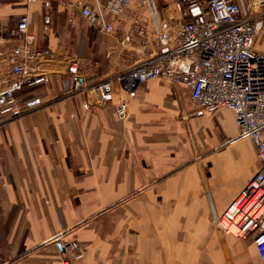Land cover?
Instances as JSON below:
<instances>
[{"label":"crops","instance_id":"obj_1","mask_svg":"<svg viewBox=\"0 0 264 264\" xmlns=\"http://www.w3.org/2000/svg\"><path fill=\"white\" fill-rule=\"evenodd\" d=\"M172 1L155 0L161 19L178 20L172 5L164 10ZM95 2L106 0H0L2 50L27 14L35 49L50 58L42 66L48 82L16 91L24 108L33 98L40 105L16 119L0 113V264H259L251 236L222 235L214 223L259 168L232 111H201L186 87L164 79L131 93L115 83L112 104L72 92L71 60L90 87L156 54L139 0L128 22L106 15L110 36L76 6ZM143 18L149 44L134 36L122 49L120 37ZM253 48L264 51V31ZM123 101L127 117L119 120L114 106ZM121 201L123 209L105 207ZM73 241L80 259L65 250Z\"/></svg>","mask_w":264,"mask_h":264},{"label":"built area","instance_id":"obj_2","mask_svg":"<svg viewBox=\"0 0 264 264\" xmlns=\"http://www.w3.org/2000/svg\"><path fill=\"white\" fill-rule=\"evenodd\" d=\"M36 1L26 0L27 4ZM134 1L106 0L104 4L76 6L80 5V15L92 28L110 36L115 28L106 15L128 22L127 9ZM139 1L149 12L156 54L90 87L83 85L78 61L71 60L67 76L72 92L99 104H112L115 83L121 91L131 93L149 80L164 79L186 87L201 111H232L239 135L249 137L255 147L259 168L214 223L222 235L241 239L251 236L259 264H264V51L253 48L254 39L264 31V0H173L164 10L169 11L172 5L179 17L174 21L160 18L155 0ZM146 24L145 18L140 19L136 28L131 27L120 37L118 45L128 47L134 36L142 47L148 45ZM9 36L12 44L7 51L2 50L0 42V77L7 74L1 79L0 113L16 119L40 105V100L33 98L24 108L16 91L48 82L42 66L50 58L48 51L35 49L36 37L29 31L27 14L19 18ZM114 107L116 117L125 120L127 104L123 101ZM65 250L71 259L82 257L74 241L67 243Z\"/></svg>","mask_w":264,"mask_h":264},{"label":"rangeland","instance_id":"obj_3","mask_svg":"<svg viewBox=\"0 0 264 264\" xmlns=\"http://www.w3.org/2000/svg\"><path fill=\"white\" fill-rule=\"evenodd\" d=\"M257 164H258V162H257ZM258 166H259V164H258ZM114 187H117V185H114ZM105 203H106L105 207H107L106 209H109V210L111 209L112 211H113V209H123V201L111 202L110 206H109L108 202H105ZM105 216H106L105 218L107 219V221H110V222L112 221L113 224L115 223L116 220L119 219L118 214H116L115 212L112 213L111 211L109 213H107Z\"/></svg>","mask_w":264,"mask_h":264}]
</instances>
